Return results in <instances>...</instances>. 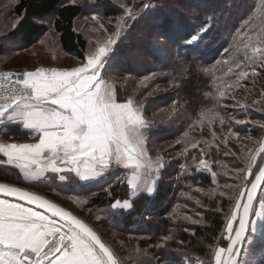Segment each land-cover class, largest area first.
<instances>
[{
  "label": "snow or ice",
  "instance_id": "1",
  "mask_svg": "<svg viewBox=\"0 0 264 264\" xmlns=\"http://www.w3.org/2000/svg\"><path fill=\"white\" fill-rule=\"evenodd\" d=\"M90 3L94 8L105 7L98 0H90ZM114 7L121 14L114 17L112 34L102 43L97 41V47L85 53L78 66L37 67L34 71L15 74L0 72V81H3L0 84V122L18 125L32 133L30 142L0 139V157H3L0 163L19 169L25 180L33 182L51 174L53 181H59L69 190L84 189L120 170L117 182L123 187V195L116 196L106 190L107 206L98 207L93 213L95 218L99 220L103 215L119 223L139 209L141 218L150 225V217L156 214L149 210L150 202L161 194L165 186L163 173L169 170V165L157 155L155 166H151L146 133L157 125L145 114L143 101L125 97L123 102H118L115 85L109 84L106 77L119 71L121 49L132 48L125 41L142 20H148L150 29L145 27L141 31L155 37L152 54L166 53L171 44L176 46L177 54L183 49L193 65L200 66L199 62L210 55L203 49L214 27L210 19H215L217 13L209 11L207 5L189 4L186 6L189 16L169 14L158 0H136L131 7L118 2ZM262 10L264 0L256 6V12L264 15ZM254 16L255 13L244 19L243 25L250 26ZM101 18L98 13L91 17L93 20ZM18 26L19 21L13 25V31ZM100 29L107 32L103 24ZM39 43L43 44L44 40ZM244 47L247 49L249 45ZM223 51L228 53L229 49ZM244 60L250 63H245L236 76L248 79V67L253 73L257 66L264 68V46H252L250 51H245ZM220 63L216 60L202 71L211 74ZM241 63L233 58L236 67ZM228 71H232L231 66ZM128 79L126 76L125 81ZM149 79L145 76L140 83ZM224 95V91L218 90L219 97ZM260 129L264 130V123H260ZM184 135L187 136V132ZM234 135L239 136V133ZM224 143L227 144V139ZM191 147L197 148L198 143L192 142ZM259 152L264 153V141L260 143ZM180 155L185 161L191 160V164L177 161L178 171L186 179L193 172L208 171L215 182L217 174L203 158L204 149H200L199 158H189L187 147ZM123 170L131 172L130 178H123ZM233 172L235 183L226 185L228 190L220 193L221 197H228L230 207L227 213L217 209L224 215L219 236L226 245L215 249L213 264H264V164L258 167V173L253 172L251 162L247 168L237 165ZM0 195L4 197L0 198V264H118L114 252L97 231L73 212L33 191L7 183H0ZM196 203L201 204L199 200ZM85 204L87 207V201ZM184 219L193 224L201 222L191 216ZM174 241L175 237L169 234L148 245L153 251H162L155 259L149 257L147 264H181L169 255L174 252L176 257L185 256L181 249L169 246Z\"/></svg>",
  "mask_w": 264,
  "mask_h": 264
},
{
  "label": "trees",
  "instance_id": "2",
  "mask_svg": "<svg viewBox=\"0 0 264 264\" xmlns=\"http://www.w3.org/2000/svg\"><path fill=\"white\" fill-rule=\"evenodd\" d=\"M14 1L8 6V11L18 17L19 26L15 31L11 27L9 32L0 33V59L6 51H21L27 48L31 50L33 45L41 40V36L51 30L64 51L62 54L75 63H81L84 54L88 52L89 40L77 27L79 18L85 14L98 13L104 19H114L121 14L114 7L118 0H112L111 3L109 0H98V3L105 4L104 8H94L90 0H76L75 3L73 0ZM133 1L134 3L130 4L132 0H121L124 4L132 6L136 3V0ZM159 1L169 14L189 16L186 8L189 4L207 5L209 11H216V18L210 19L214 27L208 34L206 47L203 49L210 55L207 60L199 62L200 66H194L192 60L184 55L183 49L177 54L176 46L171 44L167 46L166 53L156 51L152 54L155 40L141 31L145 27L150 29L148 20H142L133 27L130 38L125 41L131 44L132 48L121 49L119 71L111 72L114 77H129L124 84L117 85V100L122 98L123 101L125 97L142 100L145 94L151 92L143 101L144 109L145 114L156 122L157 127L146 133V145L150 150L152 163L156 156L160 155L167 161L169 170L163 173L165 186L161 189V194L155 201L150 202L152 207L149 210L156 213L150 217V225L141 218L139 209L127 217L126 221L117 223L111 219V224L134 242L123 254L127 258L126 264H147L149 257L155 259L162 250L153 251L148 245L169 234L175 237V241L170 242L169 246L181 249L185 256L176 257L174 252H169V255L181 261V264H213V255L218 243L221 246L226 245V241L219 236L223 231L224 215L217 209H223V213H227L230 207L228 197H221L220 193L228 190L226 185L235 183L233 169L237 165H245L240 155L232 153L222 142L226 136L228 139L234 133H241L249 127L258 129L248 122L238 124L236 121L242 116L251 120L258 116L263 117L255 111L256 106L264 105V68L257 66L256 73H253L251 67H248V79L238 78L236 73L244 68L245 63H250L244 60L245 51H250L252 46H264V15L256 12L260 0H185L186 3L183 2L182 6L180 1H175L174 6L163 3L169 0ZM253 13L255 16L253 21H250V26L243 25V20ZM151 19L150 16L149 20ZM237 30L240 32L239 36ZM138 32H142V39H135L134 36ZM245 44L249 45V48L246 49ZM224 48L229 49L228 53L223 51ZM233 58L242 62L240 67L233 64ZM216 60L221 63L215 65L213 73L202 71L203 67H211ZM230 66L231 72L228 71ZM145 76L150 79L141 84L140 81ZM218 90L225 92L224 97L218 96ZM7 126L9 124L0 126V131H7ZM161 128L165 131H160ZM7 132L13 135L12 130L8 129ZM185 132L187 136L184 135ZM15 135L22 137L26 133L21 130ZM177 140L182 142L178 144ZM151 141L155 143L151 144ZM168 142L175 143L169 147ZM192 142H197L198 147L192 148ZM185 147L189 158H199L200 149L205 150L203 158L216 172L215 182L208 171L193 172L187 179L184 174L179 173L177 161L191 164L190 159L183 160L181 153L174 156L175 152L183 151ZM261 156L257 162L258 166L253 170L254 173L258 172V167L264 162V155ZM119 171L89 184L84 189L73 187L69 190L59 181L51 179V182L60 196L87 197V207L85 203L83 207L95 211L98 207L107 206L106 190H111L116 196L123 195V187L117 182ZM0 174L12 181L22 178L18 169L11 177ZM130 176L128 170H123V178ZM209 193L213 195H208ZM197 200L201 204H197ZM198 213L200 215H197ZM185 216H191L193 220L201 222L193 224L185 220ZM185 228L188 229L187 232L184 231Z\"/></svg>",
  "mask_w": 264,
  "mask_h": 264
},
{
  "label": "rangeland",
  "instance_id": "3",
  "mask_svg": "<svg viewBox=\"0 0 264 264\" xmlns=\"http://www.w3.org/2000/svg\"><path fill=\"white\" fill-rule=\"evenodd\" d=\"M175 1H180L181 2L180 6L186 3L184 2L185 0H169L166 3L165 2L163 3L167 6H174ZM14 2H15L14 0H0V33L1 34L4 32H9V29H11V27H13V25L18 21V17L10 14V12L8 11L9 10L8 6L12 5ZM118 2H121V0H118ZM145 2H149V0H145ZM132 3H134L133 0L130 4ZM130 4H128V6L131 7L132 5ZM92 16L93 15L85 14L84 16L79 18L78 23H77L78 29L83 31L85 36L89 40L88 51L97 47V41H100L102 43L104 40H106L107 37L112 34L113 27L115 24V19H111L112 23L110 24L109 23L110 19L101 18L98 20H93L91 19ZM100 24L104 25V27L107 29V32H104L102 29H100ZM141 33L142 32H138L137 35L134 36L135 39H142L143 37ZM146 36L152 37V40H155L154 35H146ZM41 40H44V43L41 44L39 43V40H38L37 43L33 45L31 50L27 48L21 51H13V52L6 51L5 55L0 59V70H3V69L30 70V69H36L37 67H46V68L53 67L55 63L59 65L75 63V61H73L71 58H66L62 54L64 51L59 46L55 33L53 31L49 30L44 36H41ZM112 73H109L106 79L107 81H109V83L115 85V93L119 94L117 90V88L119 87L117 85L124 84L125 77L124 78L114 77ZM150 94L151 92H148L147 94H145V96L142 98L141 101H145L146 97L149 96ZM119 100L120 101L118 100L117 101L123 102L121 101L122 98H120ZM249 105L253 106L251 104ZM256 107L257 109L255 112L259 115L262 114L263 117L260 118L258 116L254 120H251V119H247L245 116H242L239 120L251 123V125L253 124L254 126L258 128L257 130H255L254 127H252L253 129L252 128L250 129L249 127L247 130L239 133V136L233 135V136L228 137V139L226 136L227 147L231 150L232 153L239 154L240 158L243 161H245L244 168H247L249 162H251L253 170L258 166L257 162L258 160H260V158H262L261 155L262 154L264 155V153L259 152L260 143L261 141H264V130L260 129V123H264V105H260ZM256 113L254 114L256 115ZM0 124L2 123L0 122ZM7 128L10 129L9 126H7ZM7 131H4V132L0 131V139L2 140L11 139V140H16L17 142H22L24 140L25 135H22V137H19L18 135H15V134L10 135V133ZM154 143H155L154 141H151V144H154ZM174 143L175 142H168L167 145L171 147L172 145H174ZM222 143H224V141ZM149 152L150 150L148 149V156L150 157ZM180 153L181 151L175 152L174 156H177ZM0 160H3V157H0ZM151 166L152 167L155 166L154 163H152V160H151ZM16 171H17V168L9 167L6 164L0 163V173H4V175L11 177V175L15 173ZM50 177H51V174H48V178L42 179L41 181H38V182L32 181L31 183L29 182V180H25L23 178V175H22V178H20L18 181L17 180L12 181V180H9V178L0 174V181L23 186V187L31 189L32 191L41 193L44 196H47L50 199L65 206L66 208L74 212L75 214L81 216L83 219L87 220L93 227L97 229V231L101 234L105 242L113 249L117 257L121 261V264H126L127 258H126V255H123V254H125V251L129 250L128 247L132 245V243H134L132 241V238L125 237L116 228H113L110 217L105 218L104 216L101 215V219L97 220L93 214L95 211L93 210L90 211L83 207L87 197L76 198L74 196H68V197L60 196L55 189L56 187L53 186V182H51ZM45 214L50 215L49 213H45ZM88 215L91 216L92 218L87 217ZM54 219H59V218H54ZM220 246L221 245H219L218 243L216 248ZM256 247L257 248L260 247L259 242H257ZM245 250H247V246ZM243 258L244 257L242 253L241 259ZM186 264H190V263L187 262ZM196 264H200V262H197Z\"/></svg>",
  "mask_w": 264,
  "mask_h": 264
},
{
  "label": "crops",
  "instance_id": "4",
  "mask_svg": "<svg viewBox=\"0 0 264 264\" xmlns=\"http://www.w3.org/2000/svg\"><path fill=\"white\" fill-rule=\"evenodd\" d=\"M80 63H75V64H64V65H58V66H54L56 68H70L73 66H78ZM51 68V67H50ZM35 69H30V70H21V71H34ZM2 124L0 125H4L7 124L6 122H1ZM10 130L13 131V134H19V132H21L22 129L20 126L18 125H12L9 124ZM26 135L24 136V140L22 142H30L31 141V137H32V133L28 130H24ZM130 178V177H129ZM39 210V209H38Z\"/></svg>",
  "mask_w": 264,
  "mask_h": 264
},
{
  "label": "water",
  "instance_id": "5",
  "mask_svg": "<svg viewBox=\"0 0 264 264\" xmlns=\"http://www.w3.org/2000/svg\"><path fill=\"white\" fill-rule=\"evenodd\" d=\"M263 164H264V162H263ZM258 173V172H257ZM0 183H6V182H2V181H0ZM7 184H10V185H12V186H16V187H22V188H25L26 190H30V191H32L31 189H29V188H26V187H23V186H19V185H15V184H11V183H7ZM33 192H35V191H33ZM35 193H37V194H39V195H42V196H44L43 194H41V193H38V192H35ZM258 195H259V193H258ZM45 198H47V199H49V200H51L52 202H55V203H57L58 205H60V206H62V207H64L66 210H68V211H71V210H69L68 208H66L65 206H63V205H61V204H59L58 202H56V201H54V200H52V199H50L49 197H47V196H44ZM0 198H4L2 195H0ZM9 199H14V198H9ZM23 203V202H22ZM33 207H35V206H33ZM39 210H41V211H45L44 209H39ZM72 212V211H71ZM74 213V212H73ZM75 214V213H74ZM75 215H77V214H75ZM79 218H82L81 216H79V215H77ZM83 219V218H82ZM85 220V219H84ZM86 222H88L87 220H85ZM89 223V222H88ZM89 225L90 226H92L90 223H89ZM93 227V226H92ZM96 231H97V229L95 228V227H93ZM97 233L101 236V234L97 231ZM101 238H102V240L105 242V240L103 239V237L101 236ZM106 243V242H105ZM106 245L113 251V249L106 243ZM114 252V251H113ZM114 254H115V252H114ZM115 256L117 257V255L115 254ZM117 259H118V264H121V261L119 260V258L117 257Z\"/></svg>",
  "mask_w": 264,
  "mask_h": 264
},
{
  "label": "built area",
  "instance_id": "6",
  "mask_svg": "<svg viewBox=\"0 0 264 264\" xmlns=\"http://www.w3.org/2000/svg\"><path fill=\"white\" fill-rule=\"evenodd\" d=\"M0 72H11V73H18V72H23V71H21V70H19V69H3V70H0ZM3 83V81H0V84H2Z\"/></svg>",
  "mask_w": 264,
  "mask_h": 264
}]
</instances>
